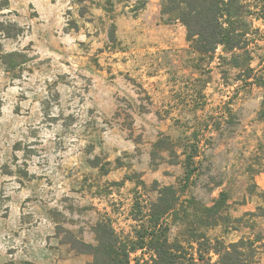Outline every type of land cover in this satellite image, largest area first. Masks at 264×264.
Instances as JSON below:
<instances>
[{
    "label": "rangeland",
    "instance_id": "374dc122",
    "mask_svg": "<svg viewBox=\"0 0 264 264\" xmlns=\"http://www.w3.org/2000/svg\"><path fill=\"white\" fill-rule=\"evenodd\" d=\"M162 1L0 0L16 23L0 32V264H87L74 239L97 243L101 218L133 235L165 185L172 240L259 239L264 264V17L249 76L223 46L195 51Z\"/></svg>",
    "mask_w": 264,
    "mask_h": 264
},
{
    "label": "trees",
    "instance_id": "16d2710c",
    "mask_svg": "<svg viewBox=\"0 0 264 264\" xmlns=\"http://www.w3.org/2000/svg\"><path fill=\"white\" fill-rule=\"evenodd\" d=\"M161 10L170 19L179 20L186 26L187 40L195 51L203 56L213 55L219 46H223L232 54L229 57L232 65L244 67L251 76L249 35L253 20L264 17V0H163ZM14 24L0 20V32L4 33L5 28ZM18 54L13 51L9 56ZM243 55L246 61L242 65L240 58ZM4 64L9 63L5 61ZM191 158L189 155L188 159ZM190 175L188 170V178ZM154 190L157 197L150 204L140 206L138 213L135 208L134 219L138 224L133 235L121 237L109 219L101 218L95 225L97 243L74 239L73 248L93 256L87 264H252L259 239L242 237L226 243L219 238L212 241L204 232L199 236L194 232L195 237L189 240L190 243L172 240L169 217L176 215L178 191L173 185L155 186ZM227 201L228 193L222 191L213 205L204 207L205 213L218 219L227 208ZM139 204L137 201L136 207ZM260 214L264 215V207ZM138 251L148 256H138Z\"/></svg>",
    "mask_w": 264,
    "mask_h": 264
}]
</instances>
